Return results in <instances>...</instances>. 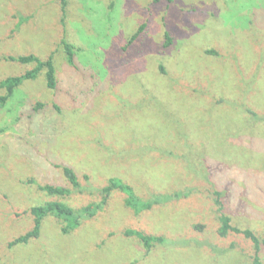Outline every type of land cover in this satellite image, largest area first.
<instances>
[{
  "label": "rangeland",
  "instance_id": "rangeland-1",
  "mask_svg": "<svg viewBox=\"0 0 264 264\" xmlns=\"http://www.w3.org/2000/svg\"><path fill=\"white\" fill-rule=\"evenodd\" d=\"M61 5L0 0V82L36 66L8 56H51L56 77L50 90L41 70L0 107V264H252L251 243L218 237L212 192L232 225L264 238V0H65L64 26ZM113 177L142 199L190 196L135 214L114 192L70 234L46 217L38 238L8 247L31 230V207L97 203ZM127 229L164 242L148 251Z\"/></svg>",
  "mask_w": 264,
  "mask_h": 264
},
{
  "label": "trees",
  "instance_id": "trees-1",
  "mask_svg": "<svg viewBox=\"0 0 264 264\" xmlns=\"http://www.w3.org/2000/svg\"><path fill=\"white\" fill-rule=\"evenodd\" d=\"M61 19L60 23L64 26L65 20V0H61ZM153 4H158L160 2H166L170 4L172 0H152ZM146 29V25L143 24L139 27L138 31L127 41L125 46L122 47V51H127V49L134 43V41L141 35V33ZM166 42L165 45H171V39L169 38L168 33L165 34ZM66 61L69 65L74 64V47L67 43L66 41L61 42ZM205 54L207 56H216L217 53L214 50H206ZM4 60L9 62H18L20 64H29L35 63L36 66L34 69L27 71L26 73L20 76H12L3 79L0 82V88L5 89V95L0 97V107H2L6 102L12 97L14 91L26 80H30L35 77L37 73L41 70H45V80L46 86L50 90H54L56 88V77H55V68L52 62L51 56L42 61L34 55H26V56H8L5 57ZM253 113V114H252ZM249 114L252 117L256 115L254 112ZM259 122V121H258ZM259 126H253L252 130H257ZM251 130V129H250ZM62 173L68 183L74 190H78L82 192V187L79 184L78 177L75 172L69 167H62ZM28 184H34L39 191L45 193L46 196L49 197H59L61 199H65V197L69 196L72 193L71 189H67L61 186H53V185H41L36 183L33 179H29L27 181ZM114 192H119L124 195V204L127 208L131 209L135 214H140L142 212H147L155 208L156 206L167 204L171 201H179L181 199H187L190 195L189 191L184 192H174L171 194H160L155 195L149 199H142L138 197L133 188L128 184L124 183L119 178H109L107 180L106 185L101 187L99 193L102 198L97 203L87 204L85 206H81L79 208H72L71 206L65 204L61 201H48L42 205L31 207L30 214L33 218V226L31 230L27 231L25 234L13 239L8 243L9 248H13L17 245H25L30 240L36 239L40 235L41 224L46 217H52L59 222L60 225V233L62 235H68L71 232L80 228L85 221L90 220L93 221L95 217L98 216L99 212L103 210L106 206L109 198ZM212 195L214 198V205L217 208L218 212V223L219 227L217 229V235L222 241H226L230 237L239 236L247 242L251 243L253 246L254 254L252 256V264H263L261 258L259 256L261 247L264 245V238H259L257 235L252 232L250 229H241L238 228L231 223V218L223 213V204L221 202V193L218 191H213ZM195 229L197 227L195 226ZM123 235L127 238L134 237L144 246V248L148 251L152 248V246L156 243L163 244L164 239L161 236H153L142 233L138 230H125ZM147 251V252H148ZM136 264V263H133Z\"/></svg>",
  "mask_w": 264,
  "mask_h": 264
}]
</instances>
